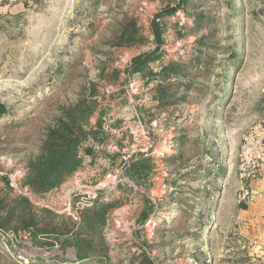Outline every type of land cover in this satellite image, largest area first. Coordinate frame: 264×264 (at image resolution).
Here are the masks:
<instances>
[{"label":"rangeland","instance_id":"obj_1","mask_svg":"<svg viewBox=\"0 0 264 264\" xmlns=\"http://www.w3.org/2000/svg\"><path fill=\"white\" fill-rule=\"evenodd\" d=\"M140 55L158 58L135 72ZM0 103V214L25 195L70 225L105 200L108 251L91 264H264L237 169L264 108V0H0ZM70 108H92L98 139L35 193L30 162ZM29 233L0 228V264H82Z\"/></svg>","mask_w":264,"mask_h":264},{"label":"trees","instance_id":"obj_2","mask_svg":"<svg viewBox=\"0 0 264 264\" xmlns=\"http://www.w3.org/2000/svg\"><path fill=\"white\" fill-rule=\"evenodd\" d=\"M127 33L129 32L124 31L123 38ZM133 33L134 31L130 32L126 38L130 42L134 38ZM158 35L160 39V34ZM157 58L156 55L149 59L143 55L136 57L133 64L134 71L146 69L149 62ZM162 69L165 71L167 66H163ZM172 70L178 74L174 66ZM4 108V104L0 103V112H3ZM91 109L70 108L67 116L59 119L56 127L49 131L47 139L43 142L41 154L30 162L31 170L26 176V182L32 191L43 193L52 190L60 186L67 176L79 168L83 159L79 152L81 142L89 137H96L94 130L84 129V123H87V116L91 113ZM101 123L99 121L98 125L101 126ZM86 151L91 153L92 149L86 148ZM6 197L8 206L0 214V228L11 229L15 233L29 229L33 243L39 246L52 247L60 243L64 251L68 246H72L76 250L74 261L78 263L91 264L94 260L103 262L106 259L108 247L96 245L94 241L104 242L101 228L107 211L115 203L96 200L93 206L80 209L81 219H72L69 225L65 216H58L47 208H43L39 216L31 200L25 195L10 196L8 194ZM1 203L2 200H0V206ZM41 233L45 234L42 238ZM54 259H56L54 262H73L63 256H56Z\"/></svg>","mask_w":264,"mask_h":264},{"label":"built area","instance_id":"obj_3","mask_svg":"<svg viewBox=\"0 0 264 264\" xmlns=\"http://www.w3.org/2000/svg\"><path fill=\"white\" fill-rule=\"evenodd\" d=\"M239 201L248 203L254 196L253 182L264 171V117L258 118L244 132L238 151Z\"/></svg>","mask_w":264,"mask_h":264},{"label":"crops","instance_id":"obj_4","mask_svg":"<svg viewBox=\"0 0 264 264\" xmlns=\"http://www.w3.org/2000/svg\"><path fill=\"white\" fill-rule=\"evenodd\" d=\"M256 109V113L259 115H255V119L264 117V108L262 110L260 108ZM255 121H253V123ZM253 190L254 196L252 200L248 203H243L244 211L249 225H251L250 227L258 230V234H256L255 237H258V240L264 244V171L259 179L253 182Z\"/></svg>","mask_w":264,"mask_h":264}]
</instances>
